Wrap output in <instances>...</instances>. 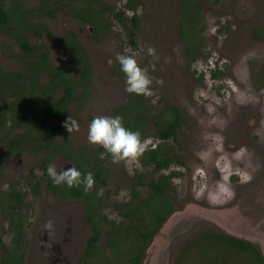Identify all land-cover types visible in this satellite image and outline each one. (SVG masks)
Instances as JSON below:
<instances>
[{
  "label": "rangeland",
  "instance_id": "obj_1",
  "mask_svg": "<svg viewBox=\"0 0 264 264\" xmlns=\"http://www.w3.org/2000/svg\"><path fill=\"white\" fill-rule=\"evenodd\" d=\"M21 1L26 8H33L39 2ZM102 2L116 12L122 8L124 0ZM136 14L141 23L136 32L135 50L127 45V31L109 17V26L98 37L94 36L89 25L77 23L61 13L53 19L43 20L53 34L44 39L50 62H66V53L55 39L73 31L87 51L94 71L92 84L97 104L82 109V113L89 110V117L83 115L76 120L79 131H73L72 141L88 145L91 118L108 117L109 108L125 102L126 83L115 75L116 57L139 52L136 57L139 65L147 68L153 78L151 104L158 109L161 100L166 99L184 114V123L175 141H170L173 152L184 165H174L163 171L178 174L171 182L170 191L175 199V212H181L188 205L208 210L233 208L251 231L264 236V230L259 228L264 217L258 221L254 215H249L254 199L264 195V0L206 1L201 10L202 54L194 61L181 54L178 0H146L145 7L139 8ZM125 16L130 18L131 13L126 12ZM8 39L0 34V43L16 50ZM30 41L39 43L32 37ZM150 46L155 49V55L148 54ZM125 49L129 52L125 53ZM0 61L3 68L14 69V62L9 59L0 58ZM88 106L92 108L88 109ZM52 122L58 123L56 120ZM147 140L150 141L147 148L159 143L151 138ZM104 153L108 194L113 198L112 202L125 203L130 200L132 191L130 178L135 171H141L138 161L112 163ZM30 158L23 157L18 164L7 161L6 180L24 175L30 167ZM54 165L60 171L66 169L67 164L62 159H55ZM52 201L48 195L34 201L32 213L37 215L40 212L36 207L45 208V213L53 209L54 213L66 205L59 203L53 207ZM110 210L105 211L108 218L121 221ZM28 212L25 210V214ZM74 213L80 215V212ZM192 213L157 235V241L147 250L142 264H176L178 250L191 235L208 228L219 231L195 211ZM2 221L4 219L0 218V226ZM30 221L35 223L32 230L43 223L41 220L36 223L33 218ZM81 223L77 229L83 228L84 232L76 230V238L71 240L73 249L79 239L90 235L86 225Z\"/></svg>",
  "mask_w": 264,
  "mask_h": 264
},
{
  "label": "trees",
  "instance_id": "obj_2",
  "mask_svg": "<svg viewBox=\"0 0 264 264\" xmlns=\"http://www.w3.org/2000/svg\"><path fill=\"white\" fill-rule=\"evenodd\" d=\"M145 1L124 0L122 8L115 12L102 0H39L33 8H26L21 0H0V34L9 37L10 44L16 47L12 51L8 44L0 43V58L14 62V69L7 70L0 61V218L7 223L6 228L3 221L0 226V264H22L21 210L30 206L25 203L27 194L37 196L42 189L41 181L31 172L29 177L21 175L19 189L6 180L5 160L25 150L33 154L41 150L48 157L63 155L82 174H93L95 184L87 193L83 185L69 189L49 181L43 186L53 195L78 199L84 205L91 230L83 252L84 264H142L153 238L176 211L170 191L178 174L163 171L184 165L170 144L184 123L183 112L166 99L156 109L149 97L129 93L125 103L110 109L112 117L121 116L123 126L138 131L142 141L151 138L159 142L146 148L137 159L141 171H135L130 178V200L112 202L106 189V159L100 154L105 152L110 160L111 155L99 146L97 154L86 153L85 160L78 159L72 155L69 132L64 127L70 115L68 106L80 103L82 96L90 97L89 57L73 31L55 39L68 54L64 64L55 66L50 62L49 48L44 43L45 37L53 34L43 20L61 13L89 25L95 37L109 26V18L114 19L127 31V45L135 50L141 23L136 13L145 7ZM206 1L209 0H178L181 54L191 61L202 54L201 10ZM126 12L131 13L130 18H126ZM31 37L39 43H32ZM114 71L118 78L126 80L119 63ZM77 87L83 89L73 94ZM49 117L61 122L48 125ZM55 136L62 138L60 144ZM48 157H44L45 164ZM108 208L121 221L108 219ZM7 234L11 238L8 245L3 239ZM176 260V264H264L253 245L209 228L191 235L178 250Z\"/></svg>",
  "mask_w": 264,
  "mask_h": 264
},
{
  "label": "flooded vegetation",
  "instance_id": "obj_3",
  "mask_svg": "<svg viewBox=\"0 0 264 264\" xmlns=\"http://www.w3.org/2000/svg\"><path fill=\"white\" fill-rule=\"evenodd\" d=\"M81 23V22H77ZM83 24V23H82ZM77 37V35H76ZM33 39V38H32ZM77 40L79 44L82 46L83 50L87 53L84 46L80 42V40L77 37ZM64 51V50H63ZM65 52V51H64ZM66 53V52H65ZM88 55V53H87ZM89 57V55H88ZM68 59V54L66 53V61ZM66 63V62H65ZM64 64V63H63ZM53 65H59V64H53ZM89 81L90 85L88 87L90 92V97L87 98L85 96H82V101L80 103L74 102V105H69L68 108L70 109V115L74 120L81 119L83 115L86 117H89V110L82 113V109L87 106L93 104H97V102H94L95 99V89L93 88V78H94V71L92 70L91 65V59L89 57ZM73 75V73H70ZM118 78V77H117ZM120 78H118L119 80ZM121 80V79H120ZM83 88H73V94H76L80 92ZM128 94V93H127ZM126 94V99H127ZM125 99V102H126ZM124 102V103H125ZM120 105V104H119ZM122 105V104H121ZM118 106V105H115ZM114 107V106H113ZM92 108L91 106H88V109ZM112 108V107H111ZM106 113L108 117H112L110 114V109ZM97 111V109H95ZM68 117V118H69ZM97 118L93 117L91 118V121ZM53 120H56L61 122V119L58 118H46V123L48 125H55L53 124ZM18 132V131H15ZM74 133L68 134V139L72 143V155L76 156L78 159L82 158L85 160L86 153H89L90 155H93L97 152L99 147L97 148V145L90 144L88 142V145L83 144H77L76 141H72V136ZM55 141H57L58 144L61 143L62 138L59 136H55ZM18 150V148H17ZM97 154V153H96ZM102 154V153H101ZM100 154V155H101ZM31 157L30 167L28 171L24 174V176H28V174L31 172L35 175L36 179H39L42 184V189L40 190L41 193L37 196H34L31 193H28L25 199L26 205H30L29 207H26L21 210V214L23 215L21 224V231L23 234V248L21 251H23V261L22 264H84L83 260V252L86 244L87 238L79 239V242L76 243V247L71 246L72 239L76 238L77 231H83V228L77 229L79 225L82 226V223L86 225L88 231L91 234L90 225L88 224L85 216V207L84 205L78 200V199H70V198H61L59 196L51 194V190H47L43 188L44 185L48 184L49 181H52L51 178L47 174V167L49 164H54L55 159H62L64 163H66V169L70 168L72 166H75V164L71 160H67L65 156L63 155H55L48 157L47 154L40 150L37 154H33L28 151H23L20 154H15L12 157H8L5 161L12 163L16 162L19 163V160H23V157ZM44 157H48V162L45 164ZM5 162V165H6ZM12 184L16 186L17 189L21 187L22 179L21 175H18V177H14L12 179ZM48 195V197L52 198L53 207H56L57 204H66L61 207V209H56V211L53 213L50 209L49 213H45V208H37L36 211H40L37 213H32V204L35 201H39L43 196ZM262 198H256L254 199V203L249 207L251 213L249 215H254L255 220L261 221L264 215V195L261 196ZM72 206V204H74ZM77 206V208L75 207ZM52 207V208H53ZM28 208V209H27ZM80 208V211H79ZM25 210H29L28 214H25ZM35 210V209H34ZM49 210V209H47ZM74 212H80V215L77 216ZM107 214V213H106ZM45 215V217H43ZM258 216V217H257ZM262 216V217H260ZM1 217V216H0ZM35 219V222H43L42 225H38L35 230H32V227L35 225L32 224L30 219ZM43 218V219H42ZM109 219V218H108ZM41 220V221H40ZM74 223V225H73ZM260 224V223H259ZM5 228L7 227V223L4 222ZM260 229L264 230V222L262 225L259 226ZM77 230V231H76ZM4 241L8 245L10 243V236L7 234L6 237L4 236ZM83 245V246H82ZM82 246V247H81ZM147 253V251H146ZM146 253L144 258L146 257ZM144 261V259H143Z\"/></svg>",
  "mask_w": 264,
  "mask_h": 264
},
{
  "label": "clouds",
  "instance_id": "obj_4",
  "mask_svg": "<svg viewBox=\"0 0 264 264\" xmlns=\"http://www.w3.org/2000/svg\"><path fill=\"white\" fill-rule=\"evenodd\" d=\"M149 55H155L153 47L148 48ZM129 49H125L128 53ZM139 52L131 54H118L116 60L121 66L125 75V91L129 94L151 97L153 78L149 75L147 68H142L137 60ZM66 130L71 134L79 131V124L71 117L64 124ZM88 142L101 146L112 157V163L131 162L137 160L148 147L149 140H141L138 131L126 129L123 126V119L117 115L113 117L94 118L89 126ZM103 158V153L101 154ZM47 174L54 185H66L69 189L83 185L85 193L90 191L95 179L91 172L82 174L75 166L57 171L54 164H49ZM250 179V177H247ZM102 194V190L100 193Z\"/></svg>",
  "mask_w": 264,
  "mask_h": 264
},
{
  "label": "water",
  "instance_id": "obj_5",
  "mask_svg": "<svg viewBox=\"0 0 264 264\" xmlns=\"http://www.w3.org/2000/svg\"><path fill=\"white\" fill-rule=\"evenodd\" d=\"M233 208L231 209H218L208 210L200 207L188 205L181 212H173L169 218L164 222L158 231V234H163L165 231L174 223L177 222L181 217H186L193 214L195 211L196 215L205 219L211 225H214L220 232L233 237L238 240L245 241L253 245L259 252L260 256L264 260V236L256 232L251 231L248 227V223L234 213ZM157 234V235H158ZM155 236L150 243L148 249L157 241L158 236ZM147 249V250H148Z\"/></svg>",
  "mask_w": 264,
  "mask_h": 264
}]
</instances>
